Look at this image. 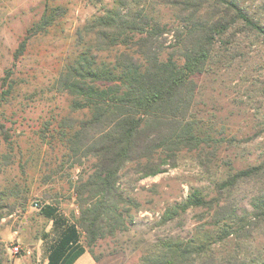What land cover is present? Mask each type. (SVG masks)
Instances as JSON below:
<instances>
[{"label": "rangeland", "instance_id": "374dc122", "mask_svg": "<svg viewBox=\"0 0 264 264\" xmlns=\"http://www.w3.org/2000/svg\"><path fill=\"white\" fill-rule=\"evenodd\" d=\"M117 2L0 0V124L9 135L4 140L0 133V264L45 263L47 246L56 232L39 205H55L70 221L79 215L77 188L91 175L95 158L82 156L80 162L69 158L56 142L48 143L46 127H54L63 117L83 116L70 109V97L55 88V80L72 57L78 31ZM238 2L262 31L236 24L216 41L206 70L196 77V93L185 117L208 138L207 143L158 150L154 158L166 161L155 175L142 176L137 162H128L116 185L126 200L120 202V210L129 213L132 221L124 230L97 239L74 264H141L164 239H187L198 228L215 232L211 211L208 214L203 208H189L166 222L161 216L193 188L206 198L213 197L215 183L228 173L264 160V0ZM58 4L66 12L47 32L32 38L15 60L14 50L27 29L47 6ZM154 6L162 21L172 24V9ZM164 36L162 50L167 53L172 49V32ZM116 52L102 53V57L113 59ZM9 69L8 84H3ZM256 194H264V175L234 189L238 214L251 210ZM15 244L20 251H12ZM235 244L233 236L213 244V254L219 258L214 264H224L220 258L231 254ZM239 252L248 261L264 258V229Z\"/></svg>", "mask_w": 264, "mask_h": 264}, {"label": "trees", "instance_id": "16d2710c", "mask_svg": "<svg viewBox=\"0 0 264 264\" xmlns=\"http://www.w3.org/2000/svg\"><path fill=\"white\" fill-rule=\"evenodd\" d=\"M155 3L172 9V24L162 21ZM66 10L61 4L47 6L25 32L13 58L22 56L29 41L47 32ZM238 23L262 31L238 0H118L86 21L77 33L72 57L55 80V88L70 97V109L83 112V116L61 118L54 127H46V138L77 162L82 156L95 158V167L78 185L79 215L75 221L55 205H39L56 232L47 246L44 264H74L97 239L124 230L132 221L129 213L120 210V202L126 200L116 185L128 162H137L142 176L155 175L166 161L154 158L158 150L195 147L208 140L185 116L196 93V77L206 70L216 41ZM170 32L172 49L164 53V34ZM113 50L117 51L113 59L102 57ZM10 75L9 69L2 77L3 84H8ZM0 133L8 139L2 124ZM262 175L264 160L228 173L215 183L213 197L206 198L193 188L182 201L167 207L162 222L189 208L211 211L215 232L198 228L187 239H164L141 264H214L219 258L213 254V244L230 236L236 247L220 258L224 264H264V258L248 261L238 253L262 234L264 194L254 195L251 210L242 214H238L232 196L240 183Z\"/></svg>", "mask_w": 264, "mask_h": 264}, {"label": "built area", "instance_id": "2783aa9c", "mask_svg": "<svg viewBox=\"0 0 264 264\" xmlns=\"http://www.w3.org/2000/svg\"><path fill=\"white\" fill-rule=\"evenodd\" d=\"M20 249H21V247L18 244L13 245V247H12L13 252H18V251H20Z\"/></svg>", "mask_w": 264, "mask_h": 264}]
</instances>
